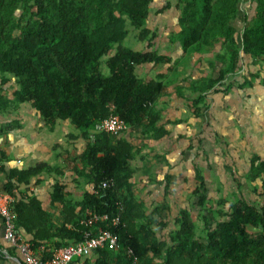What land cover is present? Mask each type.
Returning <instances> with one entry per match:
<instances>
[{"label":"trees","instance_id":"obj_1","mask_svg":"<svg viewBox=\"0 0 264 264\" xmlns=\"http://www.w3.org/2000/svg\"><path fill=\"white\" fill-rule=\"evenodd\" d=\"M241 1L174 0L178 30L171 40L187 54L211 52L219 64L217 77H208L201 91L239 73L243 57L245 65L255 70L242 72L243 80H231L226 91L250 86L257 78L264 82V0H248L252 12L243 10L239 19ZM153 2L0 0V110L11 103L29 104L45 123L68 120L76 130L74 137L84 141L77 156L81 167L75 171L90 185L73 200L63 184L54 182L49 201L60 206L59 219L54 221L44 203L33 194H24L19 186H28L41 173L61 171L45 162L11 170L4 189L12 198L15 228L33 247L44 245L45 257L54 248L108 229L117 234L118 244L93 250L95 264H264V202L254 205L241 196L235 200L220 197L217 203H228L226 210L208 207L206 213L197 215L205 222V242H200L189 209H180L173 218L174 228L160 238L154 223L163 207L157 205L146 213L143 201L132 193L129 162L134 150L123 133L137 126L154 131L153 137L166 133L157 126L159 116L153 107L164 85L136 72L141 64L170 60L154 48L157 35L147 27ZM169 6L166 0L160 9ZM129 29L142 41L141 49L124 45ZM5 84L12 87L10 97ZM201 99L194 98L193 105ZM111 113L126 128L118 134L95 133L90 139L95 122ZM10 127L8 122L0 129ZM254 161L258 159L252 161L255 177L264 171V161ZM196 179L199 186L194 193L203 186L200 174ZM261 188L264 195V180ZM196 202L204 207L206 195L201 192ZM94 215H106V219L81 223Z\"/></svg>","mask_w":264,"mask_h":264},{"label":"crops","instance_id":"obj_2","mask_svg":"<svg viewBox=\"0 0 264 264\" xmlns=\"http://www.w3.org/2000/svg\"><path fill=\"white\" fill-rule=\"evenodd\" d=\"M152 29L157 37L164 35L162 28ZM168 41L161 39L154 48L168 56L169 61L145 63L136 68L140 77L160 80L164 85L153 107L159 116L157 126L166 133L153 137L154 131L144 130L142 126L127 128L123 133L134 150L129 162L133 169L131 190L143 201L146 213L157 205L163 207L154 223L160 238H165V233L174 228L173 218L178 211L186 208L196 223V237L205 242V222L197 219V215L206 213L204 208L208 207L226 210L228 203H217L220 197L235 200L241 196L254 205L264 202L261 188L264 171L255 177L251 171L253 159H258L254 164L264 161V82L257 78L250 86H232L226 91L231 80L242 81L241 73L252 69L245 65L243 57L239 73L227 75L201 91L208 77L218 75L219 64L212 53L187 54L176 40ZM6 86H3L5 90ZM198 96L202 97L201 101L193 105L192 100ZM8 122L9 129H0V192L7 193L4 184L13 169H23L36 162L55 166L61 174L41 173L30 179L27 189L25 185L19 188L24 194L36 196L52 220L58 221L59 203L49 201L53 183L63 184V190L73 200L90 188L75 171V167H81L77 156L84 141L74 137L76 130L68 120L57 119L53 125L45 123L29 104L11 103L1 109L0 128ZM197 174L203 178V186L194 193L199 186ZM201 192L208 200L204 207L196 204ZM96 258L91 251L72 258L70 264H95ZM0 264H26L5 238L1 218Z\"/></svg>","mask_w":264,"mask_h":264},{"label":"built area","instance_id":"obj_3","mask_svg":"<svg viewBox=\"0 0 264 264\" xmlns=\"http://www.w3.org/2000/svg\"><path fill=\"white\" fill-rule=\"evenodd\" d=\"M126 128L125 122L116 114H109L95 122L89 138L93 139L95 133L118 134ZM103 185H106L103 183ZM11 196L8 193L0 192V218L3 225V233L8 242L20 253L26 264H70L72 258L87 255L98 248L112 249L118 244V236L113 231L104 229L94 236H85L84 239L51 250L45 257L44 245L33 247L32 243L24 240L15 228L16 214L10 208ZM98 219H106V215L92 216L81 220V223L91 225ZM117 223V219H113ZM133 264V263H131Z\"/></svg>","mask_w":264,"mask_h":264},{"label":"rangeland","instance_id":"obj_4","mask_svg":"<svg viewBox=\"0 0 264 264\" xmlns=\"http://www.w3.org/2000/svg\"><path fill=\"white\" fill-rule=\"evenodd\" d=\"M170 2V6L165 9H160L166 2V0H154L149 16L147 18V27L150 31H153L152 27L155 29L159 27L163 29L164 35L161 37H155L157 39V43L161 39L170 40L173 36V31L178 29V24L176 21L177 10L174 8V0H168ZM253 5L248 2V0H243L239 4V12L238 18H242V11L245 10L247 13H251ZM161 10V11H159ZM239 22V23H238ZM238 25L240 26V21H237ZM167 31V32H165ZM169 42V41H168ZM124 45L139 50L143 47L142 41H138L135 37V31L129 29L128 35L124 39ZM101 72L103 74H107V70L104 67H101ZM10 84V83H9ZM8 86V84H7ZM5 94H8L11 91L12 87L7 88ZM11 94V92H10Z\"/></svg>","mask_w":264,"mask_h":264}]
</instances>
